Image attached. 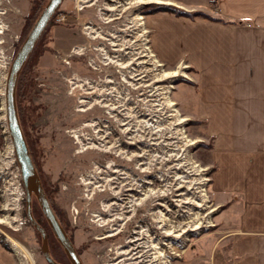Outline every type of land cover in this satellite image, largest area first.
I'll return each mask as SVG.
<instances>
[{
    "label": "rangeland",
    "instance_id": "1",
    "mask_svg": "<svg viewBox=\"0 0 264 264\" xmlns=\"http://www.w3.org/2000/svg\"><path fill=\"white\" fill-rule=\"evenodd\" d=\"M48 1L0 0V241L12 264H50L42 234L27 216L6 113L12 61ZM113 3L64 0L34 48L24 128L44 189L85 264H119L117 252L128 250L135 230L147 226L151 238L161 242L166 264H211L216 252L226 253L232 245L227 235L236 227L230 209L235 197L215 193L212 186L213 140L194 108L195 69L164 63L152 48L146 22L149 13L173 12L168 7L192 17L211 14L147 0ZM134 180L142 189L135 191L133 210L131 202H123L117 229L113 221L103 224L98 219L107 214L103 204L121 203L113 187L123 192L126 181ZM35 206L42 221L38 199ZM162 213L167 220L159 229ZM51 234L52 254L65 262V249Z\"/></svg>",
    "mask_w": 264,
    "mask_h": 264
},
{
    "label": "crops",
    "instance_id": "2",
    "mask_svg": "<svg viewBox=\"0 0 264 264\" xmlns=\"http://www.w3.org/2000/svg\"><path fill=\"white\" fill-rule=\"evenodd\" d=\"M206 16L147 15L154 52L196 71L194 108L212 136L215 193L234 196L231 247L211 264H264V0H148ZM0 241V264H12Z\"/></svg>",
    "mask_w": 264,
    "mask_h": 264
},
{
    "label": "water",
    "instance_id": "3",
    "mask_svg": "<svg viewBox=\"0 0 264 264\" xmlns=\"http://www.w3.org/2000/svg\"><path fill=\"white\" fill-rule=\"evenodd\" d=\"M64 0H49L39 15L28 36L22 43L14 57L6 84V113L11 140L14 145L16 158L20 167L22 182L26 190V211L29 221L41 232L43 238L42 251L50 264H65L55 260L51 253L48 237L44 227L35 219L33 214V195H35L50 224L56 238L60 241L68 254L71 264H85L76 247L60 223L44 189L39 171L32 158V154L20 122L16 89L20 73L24 64L33 52L37 42L44 33L52 16Z\"/></svg>",
    "mask_w": 264,
    "mask_h": 264
},
{
    "label": "bare ground",
    "instance_id": "4",
    "mask_svg": "<svg viewBox=\"0 0 264 264\" xmlns=\"http://www.w3.org/2000/svg\"><path fill=\"white\" fill-rule=\"evenodd\" d=\"M140 1H144V0H140ZM148 1V0H147ZM123 5V4H122ZM108 9H110V10H114V9H116V8H114V7H107ZM114 13H115V11H113V12H111V14L112 15H114ZM112 44L114 45V44H117V42H115V40L114 41H112ZM116 49H118V48H116ZM126 52V51H125ZM119 55H122V54H119ZM114 57H119V59H117V60H120V56H114ZM122 59V58H121ZM130 62V61H129ZM175 74V73H174ZM142 75L140 74V77H141ZM138 78H139V75L137 76ZM137 78V79H138ZM142 78V77H141ZM144 79H145V77H144ZM143 80V79H142ZM108 81V80H107ZM143 83V82H142ZM142 85H144V83L142 84ZM141 85V86H142ZM134 86V85H133ZM151 88V87H150ZM108 89V88H107ZM110 92V90H108V93ZM157 92H158V90H157ZM102 99H109V100H111V97H108V96H102ZM118 99V98H117ZM158 100V99H157ZM82 101H84V100H82ZM160 101V100H159ZM171 104H173V102H171ZM112 105V106H111ZM110 105V107H112L113 109H115V111H116V105L114 104V103H112ZM125 107H127V106H125ZM156 107V106H155ZM154 108V107H153ZM161 108V107H160ZM120 109V108H119ZM129 109V108H128ZM158 109V108H157ZM163 110V109H162ZM155 111H157L156 109H155ZM121 112V111H120ZM127 113V112H126ZM158 113H160V112H158ZM128 114V113H127ZM115 115V114H114ZM130 115H132V114H130ZM148 118V117H147ZM129 119V118H128ZM131 119V118H130ZM147 120V119H146ZM130 124V123H129ZM130 126V125H129ZM125 129V128H124ZM127 129V128H126ZM158 129V128H157ZM129 130V129H128ZM132 130V129H131ZM101 136V135H100ZM98 137V136H97ZM131 138H132V136H131ZM133 141V140H132ZM143 169V168H142ZM115 170H117V169H114V171ZM130 172V171H129ZM99 175V174H98ZM131 176V175H130ZM134 176V175H133ZM132 176V177H133ZM113 179H114V181L115 182H118L119 183V180H118V175H115V176H113L112 177ZM136 178V177H135ZM134 178V179H135ZM104 179V178H103ZM106 179V178H105ZM107 180H109V179H107ZM89 181V180H88ZM131 181H133V178H132V180ZM91 183H93L92 181H90ZM107 182V181H106ZM105 182V183H106ZM111 182V181H110ZM101 184V183H100ZM99 184V185H100ZM116 184V183H115ZM106 185V184H105ZM112 185V184H111ZM117 185H120V184H117ZM126 187H125V189H126V191H127V189H129V190H131L130 192H121L120 190H121V186H119L120 187V190H117V189H115L114 187H113V189H112V191H113V196H115V197H118L117 199H121V203H118L117 201H112L111 203L109 202V203H107V204H103V205H105V209H104V211L107 213L106 215L107 216H113V217H110V219L108 218V219H106V215H102V213H100V214H98V216H99V218L98 219H100L102 222H103V224H108L109 223V221L111 222V221H113V229H117V225H120V219H122V217H123V208L122 207H119L118 205H121V206H123L124 204H123V202H131L130 204H129V207H131L130 209H132V207L134 206L135 207V204H136V202H135V191L136 190H140L139 189V187H141V189H142V184H140L139 182H137V181H135L134 180V182H128V181H126ZM106 187V186H105ZM124 189V188H123ZM135 189V190H134ZM123 191V190H122ZM162 193L164 192V191H161ZM142 193V192H141ZM151 194H152V192H150V190L147 188L146 190H145V195L147 196V197H150L151 196ZM163 194H165V193H163ZM131 195V196H130ZM158 195H160V194H158ZM174 195V194H173ZM111 196V195H110ZM147 197H145V198H147ZM155 196H153V198H154ZM144 198V199H145ZM126 199H127V201H126ZM150 199V198H149ZM141 201H143L142 199H140ZM146 201V200H145ZM133 202V203H132ZM139 202V201H138ZM137 202V203H138ZM142 203V202H141ZM140 204V203H139ZM137 206H138V204H137ZM152 207V206H151ZM127 208V207H126ZM129 209V210H130ZM133 210V209H132ZM125 211V210H124ZM133 213V212H132ZM122 215V216H121ZM125 217V216H124ZM166 217H164V215H163V213L161 214V218H159L158 219V221L157 222H162V225L163 226H161L160 224L158 225V227H159V229H161L162 227H164L165 226V224H166ZM4 220L3 219H1L0 218V222H3ZM149 230H151L150 229V227L149 226H147V227H143V228H141V229H137V230H135V231H137L136 232V236H135V238H132V239H130L129 240V243H128V250L126 249V250H119V252H117V253H119V256L117 257V261H118V263L119 264H134V263H139V264H166V258H165V256H166V254L164 253V251L162 250V245L160 244L161 242H157V241H155V240H153L152 238H151V236H150V232H149ZM161 232H163V234H167V235H169V234H174V232H172V230H164V231H161ZM113 234H115L114 232L112 233H108L107 235H113ZM13 240V239H12ZM14 241V240H13ZM15 243V242H14ZM17 243V242H16ZM166 243V242H165ZM16 248H18V246L16 245L15 246ZM165 258V259H164Z\"/></svg>",
    "mask_w": 264,
    "mask_h": 264
},
{
    "label": "trees",
    "instance_id": "5",
    "mask_svg": "<svg viewBox=\"0 0 264 264\" xmlns=\"http://www.w3.org/2000/svg\"><path fill=\"white\" fill-rule=\"evenodd\" d=\"M168 8H169L170 11L176 12L178 15L183 14V12L181 10L175 9L174 7H168ZM184 13L186 15H191L188 12H184ZM205 16L208 17V15H205ZM34 50H33V52H34ZM33 52L31 53V55L29 56V58L27 59L26 63L23 66V69H22V71L20 73V76H19V79H18L17 89H16V100H17V107H18L19 118H20V122H21V125L23 127L24 134L26 136V139H27V142H28V145H29L31 154H32V158L34 157V150H33V147H32L31 140H30V136L27 133L26 129L24 128L25 127L24 126V124H25V122H24L25 112H23V110H24V106L23 105H24V102H25V97H26L25 95H26L27 87L30 85V82H29L27 76H28L29 71H30L29 68H30V65H31ZM33 160L35 162V159L34 158H33ZM35 165L37 167L36 162H35ZM39 174H40V172H39ZM40 177H41V175H40ZM36 199H37V197L35 195H33V211H34V216H35V219L37 221H39L40 223H42L41 220H40V217L37 216V209H36V214H35V207H36L35 206V200ZM41 217L43 219V217H44V214L43 213H41ZM44 221L46 222V219ZM48 228L50 230V227H48ZM37 232L39 233V235H41V232L38 229H37Z\"/></svg>",
    "mask_w": 264,
    "mask_h": 264
},
{
    "label": "flooded vegetation",
    "instance_id": "6",
    "mask_svg": "<svg viewBox=\"0 0 264 264\" xmlns=\"http://www.w3.org/2000/svg\"><path fill=\"white\" fill-rule=\"evenodd\" d=\"M81 1H84V0H81ZM114 1V6L116 5L117 6V4L115 3L116 2V0H113ZM126 1V0H125ZM93 3H95V2H93ZM93 3H91V4H93ZM121 3V1H119V4ZM91 4H88V5H91ZM85 5H87V4H85ZM121 15V14H120ZM96 85H98L97 87L99 88L100 86H101V83H98V81L95 83ZM94 87H96L95 85H93ZM112 169H117L118 171H124L121 167L120 168H117V167H113ZM111 169V170H112ZM118 171H116V172H118ZM125 172H127V171H125ZM121 175H123V176H125L126 175V173L125 174H121ZM126 180H127V178H126ZM124 193L125 192H127L126 190L125 191H123ZM57 215V214H56ZM125 215H126V213H125ZM58 217V216H57ZM42 219V218H41ZM58 219H59V217H58ZM59 221H60V223L62 224V226H64L63 225V223L61 222V220L59 219ZM39 222V221H38ZM42 223H40L43 227H44V229L46 230V233H47V237H48V242H49V247H50V253H51V255H52V257L55 259V260H57L56 259V257L52 254V246H51V239H52V234H51V231H52V229H51V227H50V224H49V222H48V220H46V222L42 219V221H41ZM48 227H50V230H49V228ZM37 229V228H36ZM64 229H65V227H64ZM66 230V229H65ZM52 233L54 234V232L52 231ZM54 236H55V234H54ZM55 238H56V236H55ZM56 240L57 241H59L57 238H56ZM72 240V239H71ZM64 248V247H63ZM77 250V249H76ZM64 251V250H63ZM77 252L79 253V251L77 250ZM64 254H65V257H66V261L65 262H63V261H58V262H61V263H65V264H71V261H70V258H69V256H68V254L66 253V251H64ZM79 255H80V253H79ZM81 256V255H80Z\"/></svg>",
    "mask_w": 264,
    "mask_h": 264
},
{
    "label": "built area",
    "instance_id": "7",
    "mask_svg": "<svg viewBox=\"0 0 264 264\" xmlns=\"http://www.w3.org/2000/svg\"><path fill=\"white\" fill-rule=\"evenodd\" d=\"M8 193H10V192H8ZM9 195V194H8Z\"/></svg>",
    "mask_w": 264,
    "mask_h": 264
}]
</instances>
